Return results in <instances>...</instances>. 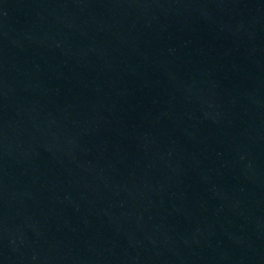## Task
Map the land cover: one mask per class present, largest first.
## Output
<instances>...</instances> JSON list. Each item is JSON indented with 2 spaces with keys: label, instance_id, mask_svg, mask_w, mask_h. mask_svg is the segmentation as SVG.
<instances>
[{
  "label": "water",
  "instance_id": "water-1",
  "mask_svg": "<svg viewBox=\"0 0 264 264\" xmlns=\"http://www.w3.org/2000/svg\"><path fill=\"white\" fill-rule=\"evenodd\" d=\"M0 264H264V0H0Z\"/></svg>",
  "mask_w": 264,
  "mask_h": 264
}]
</instances>
